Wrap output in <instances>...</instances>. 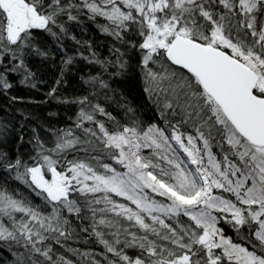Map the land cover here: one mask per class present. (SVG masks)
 <instances>
[{
	"label": "snow or ice",
	"instance_id": "snow-or-ice-1",
	"mask_svg": "<svg viewBox=\"0 0 264 264\" xmlns=\"http://www.w3.org/2000/svg\"><path fill=\"white\" fill-rule=\"evenodd\" d=\"M235 7L234 0H0V56L8 61L0 64V88L12 87L5 73L21 72V82H29L35 73L27 58L50 55L34 43L33 30L59 41L68 31L65 18L79 22L86 15L101 32L138 53L144 91L155 97L163 121L147 130L135 122H115L109 130L96 114L114 121L111 113L90 96L77 97L61 102L80 106L74 127L83 139L73 128L52 130L51 147L34 136L31 164L20 155L13 161L0 150V168L43 201L34 205L0 190V250L13 257L7 264H75L54 254V245L66 248V242L77 239L71 218L83 222L88 212L91 223L79 231L94 236L104 251L67 247L80 264H264V0H238L239 14ZM63 62L71 64L72 58ZM112 63L126 68L121 56ZM99 86L109 87L103 80ZM56 92L53 87L48 95ZM6 135L7 127L0 126V137ZM96 141L125 172L90 155ZM141 147L153 148L168 169L142 157ZM72 151L89 153V158L66 159ZM61 157L64 166L58 168ZM156 168L159 174L151 170ZM214 189L235 199L213 195ZM221 220L237 234L244 231L242 242L225 237L217 226ZM126 248L140 254L133 258Z\"/></svg>",
	"mask_w": 264,
	"mask_h": 264
},
{
	"label": "trees",
	"instance_id": "trees-1",
	"mask_svg": "<svg viewBox=\"0 0 264 264\" xmlns=\"http://www.w3.org/2000/svg\"><path fill=\"white\" fill-rule=\"evenodd\" d=\"M97 20L99 23H106L103 18H97ZM65 26L68 29L67 34L63 35L59 41L54 40L53 37L40 30H33L34 43L48 51L50 55L46 59L36 56L27 58L30 70L35 73V76L29 82H21L24 79L21 72L5 73V79L12 87L7 90L0 88V126L7 127V135L0 137V150L6 152L13 161L17 155H20L23 160L31 164L33 161L29 157L35 155L33 137H40L47 147H51L54 143L52 130L73 128L77 135L81 136L82 139L84 138L83 132L74 127L80 106L75 103L61 102L63 100L71 101L77 97L90 96L93 103H99L115 118L114 121H109L107 117L96 114V119L104 122L109 130L113 129L115 122H119L122 126H132L135 122L141 130H147L149 125L153 123L163 126V121L160 120L154 102L155 97L150 99L144 91L145 83L139 69L140 57L131 48V45L116 42L111 36L101 32L97 24L88 20L86 15L81 16L79 22H68L65 18ZM129 36L132 40L138 39L133 33H129ZM114 48H119L120 51H111ZM93 53H95V56H93ZM8 56L10 57L11 53ZM117 56H121V59L126 62L125 69L120 70L118 64L112 63ZM69 57L72 58V63L65 64L63 61ZM85 57L88 59H85ZM94 60L103 61L104 64L90 62ZM0 64H8V61L0 56ZM118 72L119 74H117ZM92 77L99 78L95 84L91 82ZM57 80L61 81L59 85L56 83ZM99 80L107 82L109 87L101 88ZM32 84H35V87H32ZM53 87L57 88V92L54 96H49L48 93ZM13 97H16V99H13ZM85 126L95 127V125L87 122ZM33 129H35V132ZM186 130L192 131L191 128ZM21 136H23V141L20 140ZM92 139L95 140V138ZM84 147L88 146L84 145ZM95 147L96 151L89 148L90 155L99 157L102 163H108L114 167L115 163L108 155L109 150L103 149L99 141L95 142ZM213 151L218 153L219 149L214 147ZM153 152L154 149L148 147H142L140 150L143 157L155 164H162ZM89 153L72 151L67 154L66 159H88ZM64 159V157H61L62 163L58 168L64 166ZM89 162L97 167L95 160ZM97 170L103 171L102 168ZM151 170L159 174V168ZM13 175L14 173L9 174L0 168V190H6L17 198H25L34 205H42L43 201L26 185L13 179ZM149 195L157 201L163 202L159 196L151 193ZM228 195L230 194L225 193L223 196ZM122 198L113 197L118 203L131 205ZM96 207H103V205ZM87 215L89 219H85L83 222L74 217L71 218L73 228L79 233V237L66 242V248L70 246L73 249H79L81 252L102 253L104 251L103 247L97 243L94 236L79 231L80 227L90 225L91 213L88 212ZM108 216L114 220L121 219L122 225L129 227L132 232L137 230L136 227L130 226V222L122 220V218L115 217L111 213ZM165 220L168 223H174L168 219ZM148 222L150 223V221ZM217 226L222 229L225 237L232 239L233 242H242L243 230L240 234H237L231 225L223 220ZM103 230L106 233L115 231V229L110 230L107 228ZM136 233L138 235L143 234ZM85 238H87V243L84 242ZM125 238L130 239V237L121 235V240ZM152 238L155 239V237ZM66 248L54 245V254L64 255L73 260L75 264H80L81 258L66 251ZM124 251L130 255L134 253L139 255L140 253L137 248H126ZM97 258L102 259L99 256ZM11 259L13 257L7 250H0V264H7Z\"/></svg>",
	"mask_w": 264,
	"mask_h": 264
},
{
	"label": "rangeland",
	"instance_id": "rangeland-1",
	"mask_svg": "<svg viewBox=\"0 0 264 264\" xmlns=\"http://www.w3.org/2000/svg\"><path fill=\"white\" fill-rule=\"evenodd\" d=\"M234 3H236V5H237V7H235L234 9H233V11L234 12H236L237 14H239L240 13V9H239V7H238V0H234ZM221 11H223V9H221ZM142 149V147L140 148V150ZM139 150V151H140ZM140 155L143 157V155L140 153ZM113 161V160H112ZM113 163H115V161H113ZM161 163L162 164H160V166L161 167H164L166 170L168 169V165H166V164H164V162L163 161H161ZM113 167V166H112ZM114 168L116 169V171H118V172H125L126 171V169L122 166V165H120V164H117V163H115V166H114ZM103 170V169H102ZM101 172H103V171H101ZM47 178H50V176L49 177H47ZM165 179H167V177H165ZM145 191H147L148 193H151L150 192V190H145ZM152 195H155V194H153V193H151ZM213 195H224L225 193H223V192H221L220 190H217V189H214L213 190V193H212ZM226 197H228V198H231V199H235L234 197H230V195H228V196H226ZM122 198V197H121ZM122 199H124V198H122ZM160 200H162L164 203H168V201H166L163 197H160ZM127 201V200H126ZM129 202V201H128ZM130 203V202H129ZM129 206V205H128ZM131 206V205H130ZM132 208L133 209H135V205H133L132 206ZM214 215H217V216H220V215H224V216H227L228 214L227 213H224V214H220V213H213ZM162 218H164V219H168L167 217H162ZM182 219H184L186 222H187V218L186 217H182ZM173 222V221H172ZM134 232V231H133ZM135 232H139V233H142V232H140V230L137 228V230L135 231ZM103 247V246H102ZM170 247H171V245H170ZM136 249V248H135ZM104 250V249H103ZM216 253H219L220 252V250L219 249H217V250H214ZM177 252H179V250L177 249ZM127 254H128V252H126ZM140 254V253H139ZM110 258H111V254H107ZM129 256H131V257H133V258H135L137 255H135V253L133 254V255H130V254H128ZM225 264H227V261H225Z\"/></svg>",
	"mask_w": 264,
	"mask_h": 264
}]
</instances>
